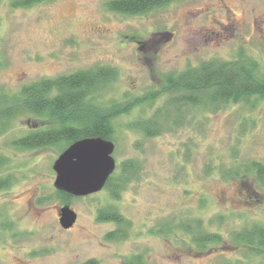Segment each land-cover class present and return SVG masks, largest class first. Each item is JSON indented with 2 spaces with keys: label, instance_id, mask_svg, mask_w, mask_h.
<instances>
[{
  "label": "rangeland",
  "instance_id": "374dc122",
  "mask_svg": "<svg viewBox=\"0 0 264 264\" xmlns=\"http://www.w3.org/2000/svg\"><path fill=\"white\" fill-rule=\"evenodd\" d=\"M16 1L0 0V98L42 79L109 66L118 75L101 103L135 105L113 120L110 187L68 201L54 186L53 168L65 146L15 145L54 120L29 113L10 120L0 133V176L12 180L0 190V264H122L138 256L143 264H264L233 242L237 232L264 225V189L253 175L247 185L226 176L235 166L264 164V100L189 109L183 125L156 136L131 127L165 107L166 79L186 68L246 56L264 74V0H173L141 15L109 11L112 0ZM151 92L154 101L139 100ZM130 162L137 170L122 188ZM66 204L77 213L70 229L60 224ZM110 208L126 222L99 220ZM198 220L221 240L195 243L183 224ZM118 229L124 237L107 239Z\"/></svg>",
  "mask_w": 264,
  "mask_h": 264
},
{
  "label": "trees",
  "instance_id": "16d2710c",
  "mask_svg": "<svg viewBox=\"0 0 264 264\" xmlns=\"http://www.w3.org/2000/svg\"><path fill=\"white\" fill-rule=\"evenodd\" d=\"M172 1L112 0L107 3V7L109 11L120 14L141 15L165 7ZM16 2L18 4L15 5H33L39 0ZM117 75L113 67L99 66L25 85L8 99L0 98V133L7 129L10 120L20 114L29 113L37 119L54 122L47 129L35 130L16 140L15 145L21 149L62 144L65 150L72 143L84 138L102 137L112 140L115 133L114 118L128 113L135 105L110 103L104 106L101 103L102 92L117 79ZM165 83L162 93L171 94L165 107L157 110L149 119L131 124L132 128L146 136H156L166 129L183 125L184 116L189 109L217 111L230 104L245 103L254 106L257 101L264 100V74L261 72V65L246 56L229 61H204L199 66L171 74ZM153 92L145 94L139 100L154 101L157 94ZM125 165L127 174L122 178L125 180L120 184L122 188L137 170L133 162ZM114 174L115 172L109 178L106 188L112 184ZM249 175H253L255 182L264 189V164L261 162L235 166L226 173L227 177L241 178L245 185ZM11 181L10 178L0 176V190L7 189ZM121 191L113 190V197L118 198ZM59 194L63 200L74 198L62 191ZM98 219L118 225L126 222L113 208L101 210ZM183 230L191 234L193 241L202 247L221 240L220 234L207 231L201 220L183 224ZM119 237H124L119 229L107 234V239ZM233 242L247 247L250 255L264 257V225L255 224L237 232ZM141 258L132 257L122 264H143Z\"/></svg>",
  "mask_w": 264,
  "mask_h": 264
},
{
  "label": "water",
  "instance_id": "95a60500",
  "mask_svg": "<svg viewBox=\"0 0 264 264\" xmlns=\"http://www.w3.org/2000/svg\"><path fill=\"white\" fill-rule=\"evenodd\" d=\"M115 143L102 137L78 140L67 147L55 161L54 186L62 192L84 197L102 191L117 167L113 156ZM77 213L66 204L60 209V224L70 229Z\"/></svg>",
  "mask_w": 264,
  "mask_h": 264
}]
</instances>
